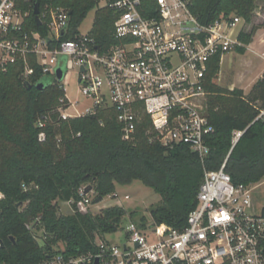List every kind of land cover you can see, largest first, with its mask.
Masks as SVG:
<instances>
[{"label":"built area","instance_id":"1","mask_svg":"<svg viewBox=\"0 0 264 264\" xmlns=\"http://www.w3.org/2000/svg\"><path fill=\"white\" fill-rule=\"evenodd\" d=\"M192 2L99 0L96 10L108 7L115 17L116 42L102 49L92 31L64 40L71 22L66 8L39 6L40 26H47L42 33L25 29L31 12L35 20L33 0H0V74L24 62L22 77L28 81L34 57L43 77L54 78L65 93L58 108L63 120L94 114L100 107L114 108L124 141H135L140 125L148 120L145 135L151 144L187 145L204 164L211 152L207 138L214 132L205 104L209 63L218 56L222 63L227 54L244 47L240 37L248 31L247 22L235 14L202 25L191 11ZM70 64L78 92L89 102L83 110L78 109L79 99L71 102L67 96L64 79ZM71 105L74 114L68 112ZM258 120H264V108ZM243 133H234L233 147ZM45 137L41 133L40 141ZM226 164L227 159L219 170L205 169L197 205L184 228L153 220L130 222L124 227L123 245L97 237L95 251L72 255L55 247L32 264H264V213L255 212L254 185L233 184ZM79 193L80 200L65 203L82 213L107 208L100 207L103 201L93 204L98 197L85 194L84 187ZM3 198L0 192V201ZM112 198L121 206L118 193Z\"/></svg>","mask_w":264,"mask_h":264},{"label":"trees","instance_id":"2","mask_svg":"<svg viewBox=\"0 0 264 264\" xmlns=\"http://www.w3.org/2000/svg\"><path fill=\"white\" fill-rule=\"evenodd\" d=\"M259 0H193L191 11L202 25L220 15L235 14L251 23ZM264 1V0H262ZM41 10L45 4L70 11L74 39L87 15L99 0H33ZM113 12L96 11L92 29L100 48L116 42ZM25 29L46 33L33 12ZM256 30L242 33L245 54ZM34 74L26 81L24 62L0 74V264H32L44 259L55 247L72 255L95 251L97 237L117 232L127 211L110 206L99 213L74 212L61 215L60 202L78 201L79 190L93 187L97 197H109L117 186L141 181L161 196L151 211L152 220L182 229L197 205L198 192L207 170H219L227 159L226 172L235 185L250 186L264 179V120L255 121L264 108V77L246 98L242 90L218 85L220 56L209 63L206 74V114L214 132L207 138L210 155L203 164L187 145L151 144L145 135L148 120L140 125L135 141L122 139V128L114 108H97L94 114L63 120L58 108L65 97L58 82L42 75L30 58ZM32 87L28 89L26 83ZM44 88L39 89L38 85ZM263 105H256V102ZM45 126L40 127L39 123ZM244 131L233 147L234 133ZM45 133V140L39 135ZM264 213V210H263ZM33 226L43 231L44 246L34 237Z\"/></svg>","mask_w":264,"mask_h":264},{"label":"rangeland","instance_id":"3","mask_svg":"<svg viewBox=\"0 0 264 264\" xmlns=\"http://www.w3.org/2000/svg\"><path fill=\"white\" fill-rule=\"evenodd\" d=\"M96 9L92 10L82 22L79 27L81 35H86L92 31L94 21L96 18ZM247 31L250 33L256 30L253 37V42L247 46L245 54L238 52L229 53L226 55L224 61L221 63V72L218 79V85L222 88L233 91L234 89L242 90L245 97L248 98L254 86L259 80L264 77V1L259 0L256 3L251 23L247 24ZM72 65L69 66V72L65 76L64 84L67 88V93L72 101L80 100L78 109L83 110L89 102L86 101L78 92L74 75L71 73ZM55 81L54 78L50 79ZM205 104L207 105V97ZM256 105H263L262 102H256ZM70 114L75 113V108L72 107L68 110ZM116 193L119 195L121 207L127 211V215L123 219L122 226L117 232L110 233L104 236L105 240L117 245H123L127 242V236L124 230L130 222L135 223H152L151 211L156 208L161 202V196L149 186H146L141 181H134L130 185L117 186ZM91 197L94 192L89 193ZM126 195L130 199L125 200ZM253 200L256 206L255 212L261 213L264 209V179L253 186ZM117 199L111 196L105 197L100 207L115 206ZM60 214L68 215L74 212V207L60 202ZM71 206V207H70ZM95 208V207H94ZM92 213H99L97 210L92 209ZM39 236V244L44 246V234L39 229L35 231Z\"/></svg>","mask_w":264,"mask_h":264},{"label":"water","instance_id":"4","mask_svg":"<svg viewBox=\"0 0 264 264\" xmlns=\"http://www.w3.org/2000/svg\"><path fill=\"white\" fill-rule=\"evenodd\" d=\"M39 13H40L39 4L35 3V5H34V15H35V20H36V23H37L38 26L41 25V20L39 18ZM63 75H64L63 70L61 68L58 69L57 70V77H58L59 81H61L63 79ZM26 86H27L28 89H31V87H32V85L29 82L26 83ZM38 88L39 89H43L44 88L43 84L38 85ZM91 192H93V187L92 186H87L85 188V194H89ZM101 201H103V197H98L97 199L94 200L93 204H98ZM97 264H99V262Z\"/></svg>","mask_w":264,"mask_h":264},{"label":"crops","instance_id":"5","mask_svg":"<svg viewBox=\"0 0 264 264\" xmlns=\"http://www.w3.org/2000/svg\"><path fill=\"white\" fill-rule=\"evenodd\" d=\"M224 59H225V58H224ZM67 96H68V98H69V99L71 100V102H72V99H71V97L68 95V93H67ZM72 107H74V106L71 105L69 109H71Z\"/></svg>","mask_w":264,"mask_h":264}]
</instances>
